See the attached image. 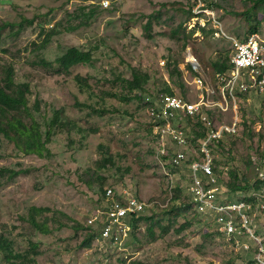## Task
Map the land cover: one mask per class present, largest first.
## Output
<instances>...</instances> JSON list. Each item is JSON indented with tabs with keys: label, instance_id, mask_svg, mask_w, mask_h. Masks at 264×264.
I'll list each match as a JSON object with an SVG mask.
<instances>
[{
	"label": "rangeland",
	"instance_id": "rangeland-1",
	"mask_svg": "<svg viewBox=\"0 0 264 264\" xmlns=\"http://www.w3.org/2000/svg\"><path fill=\"white\" fill-rule=\"evenodd\" d=\"M208 2L230 37L245 39L251 20L254 25L262 20L258 33L264 38V2ZM7 21L14 25L1 32L0 78L4 66L11 64L16 80L30 83L31 101L40 102V111L34 113L42 129L56 111L61 120L78 124L71 132L55 131L45 158L21 154L0 135V236L28 255L31 244L38 245L39 254L31 253L35 261L27 264H257L254 241L250 251L237 249L219 234L211 215L189 210V167L165 168L150 135L147 111L137 101L118 98L127 92L134 69L150 75L145 88L151 89L169 82L177 67L181 74L172 76V88L194 98L190 52L202 65L201 77L216 87L214 63L233 49L229 38L208 30L187 38L191 20L186 0H0V25ZM58 23L75 29L66 32L61 26L42 45L45 33ZM71 47L92 50V61L69 73L38 64L54 61ZM76 75L86 78L92 90H81ZM263 100L257 95L239 103V132L224 155L227 170L238 171L239 184L246 188L236 200L247 196L264 201V185L256 187L253 166L264 155ZM105 157L112 163L100 166ZM6 169L23 172L11 178ZM103 186L128 189L150 204L145 215L152 219L141 220L122 245L102 239L99 226L87 227L92 214L106 205ZM176 197L181 215L167 212ZM32 206L52 208L70 227L48 235L38 232L24 220ZM252 220V232L261 233L263 240L264 212L257 211ZM91 233L96 234L92 246L82 248Z\"/></svg>",
	"mask_w": 264,
	"mask_h": 264
},
{
	"label": "built area",
	"instance_id": "built-area-1",
	"mask_svg": "<svg viewBox=\"0 0 264 264\" xmlns=\"http://www.w3.org/2000/svg\"><path fill=\"white\" fill-rule=\"evenodd\" d=\"M186 1L192 10L190 29L211 24L215 29L214 35L233 42L235 52L231 69L216 79V87L201 77V63L190 52L193 59H188V62L192 70L200 74L193 78L195 97L177 93L146 97L145 102L149 104L147 115L157 139L158 157L163 161V166L168 163L176 169L193 159L189 166L188 193L196 212L211 215L217 231L233 242L237 249L250 251V242L254 241L257 245L255 261L264 264V239L257 237L251 229L252 216L257 211H264V201L257 206L243 200L221 204L222 189L213 169L215 155L212 150L213 145L225 140L228 135L236 136L239 131L240 92L254 93L264 99V38L258 32L243 40L230 37L206 0ZM198 34L202 35L201 31ZM229 115L232 116L230 121L226 120ZM195 116L200 117L208 132L199 148L190 154L185 151L190 139L185 122L187 118ZM171 143L177 151L165 163L162 157L169 155ZM261 178H264V170ZM170 189L172 191V187ZM104 199V210L93 213L88 225L99 226L102 239L116 246L122 245L134 231L133 220L144 213L150 204L128 189L116 192L114 188H108Z\"/></svg>",
	"mask_w": 264,
	"mask_h": 264
},
{
	"label": "trees",
	"instance_id": "trees-1",
	"mask_svg": "<svg viewBox=\"0 0 264 264\" xmlns=\"http://www.w3.org/2000/svg\"><path fill=\"white\" fill-rule=\"evenodd\" d=\"M207 3L208 0H206ZM258 2H264V0H258ZM174 3H164L165 6H172ZM209 5V4H208ZM186 9L187 14L191 20L192 18V10L189 2L186 1ZM263 21L258 20L254 25L251 20V28L250 33L258 32ZM82 24V23H81ZM13 22L7 21L0 25V37L1 32L7 27L13 26ZM62 26V23H58L52 27L47 33H45L46 37L43 39L42 45L49 42L51 36L61 32L59 31V27ZM78 27L80 25H77ZM63 31L69 32L75 29V27L68 25L61 27ZM208 28V29H206ZM207 30L214 34L215 29L212 26L207 27H194L191 29L190 34L187 35V38H191L195 33L201 31V33H207ZM249 36V35H248ZM243 40V39H242ZM235 52V49H229L225 53L220 54V57L216 59L214 63V77L217 79L218 77L227 74L232 67L231 59ZM93 51L92 50H80L76 47H71L66 50L61 56L56 58L52 62H47L45 60H40L39 65L45 68L53 69L60 73H69L70 69L76 65H85L92 61ZM190 65V64H189ZM191 66V65H190ZM202 66V65H201ZM192 70V67H191ZM203 70V68H202ZM194 76L200 75L197 72L192 70V74ZM181 74V71L178 69H173L171 72L172 76ZM133 78L126 81L127 84V92L118 96V98L125 102L137 101L142 105L143 111L146 112L149 104L145 102L146 97L149 96H159L161 93H175L174 89L170 84L171 78L169 77V82L166 81L164 86L155 87L148 89L145 88L146 84L150 81L151 77L148 73H142L138 70L134 69L132 73ZM75 83L81 90H92L91 84L88 83L87 79L76 75L74 77ZM183 86V85H182ZM187 95V92L185 93ZM32 91L30 88L29 82H20L15 78L14 68L11 64L4 66L3 76L0 78V135H2L8 142L12 143L14 148L18 150L23 155H36L39 158H45L50 156L51 151L48 146L51 136L55 133V131H73L78 129V124L75 121L69 120L65 118L61 120V112L56 111L50 122L45 123V129H42L41 123L36 119L34 112L40 111V102L36 99L33 102L31 101ZM253 96H257V94L250 92H240L238 94L239 102L242 103L244 100H248ZM117 97V95H116ZM33 103V105H32ZM264 103V100H263ZM79 106H83L81 103H78ZM116 111V110H115ZM199 116L189 117L186 120L185 128L188 131L190 136L189 144L186 148V152L190 154H194V151L197 150L202 143L204 137L207 134L206 125L199 119ZM45 122V121H44ZM150 122V121H149ZM183 123V124H185ZM247 127V124H245ZM250 131V130H249ZM239 132V131H238ZM150 135L151 138L157 140L154 133L153 128L150 126ZM238 135V133H237ZM236 135V136H237ZM236 136L228 135L225 140L215 144L212 146L213 153L215 155V161L213 165V169L217 177L219 178L222 194L220 197V203L226 204L235 201H246L248 203L256 204L258 203V199L247 198V196H243V198H239L236 200L235 196L238 197L239 193L245 192L246 188L239 184V174L238 171H229L227 170V159L224 158V155H228L230 148L229 146L233 144L235 145L234 138ZM228 142V143H227ZM231 142V143H230ZM169 155L162 157L164 162L168 160L176 151L177 148L173 146V144H169ZM264 160V155L261 154V159H254L253 166L254 171L257 176L256 187L259 188L264 185V178H261V173L264 170V166H262V161ZM193 159L191 158L185 165L190 166ZM112 163V159L109 157L103 158V162H101L100 166L105 167L108 163ZM161 163L163 161L161 160ZM166 163V162H165ZM165 168L175 169L170 164H165ZM9 172L10 177L18 175L23 171H15L11 169H6ZM246 180V178H244ZM223 181L230 188L231 192L227 190L226 185L223 184ZM108 188H113V186L102 187L101 192H103V197L107 192ZM115 190V187H114ZM175 190V189H174ZM174 190H172V194H174ZM118 192L117 190H115ZM177 191L179 192V187H177ZM228 195L226 198L224 194ZM173 200V204L167 211L169 214L181 215L182 206L178 205V199ZM189 210L192 209L196 212L194 205L192 204V200L189 196ZM258 205V204H257ZM256 206V205H255ZM26 217V220L29 224H31L38 232L48 235L52 234L56 231H59L63 228L70 227V225L62 220L57 211L53 210L50 207L45 206H32L29 208ZM147 211V210H146ZM145 211V212H146ZM145 212L136 216L133 220V227L136 230L139 226V223L143 219H152L151 216H146ZM263 213L264 211H259ZM48 213H52L50 216ZM46 215L42 220L38 218ZM65 216V214H62ZM214 221V220H213ZM82 226V225H81ZM93 225H87V227ZM72 228H79L78 226H72ZM217 229V226H216ZM98 234V233H97ZM220 234V233H219ZM223 236L222 234H220ZM260 238L261 233L256 232L255 234ZM96 234H90L88 237L84 238L81 247L82 248H90L93 244V240ZM38 245L35 243L31 244V253L34 255H38L39 252ZM257 252V248L255 253ZM29 251L27 252H17L14 248L12 241H10L5 236H0V264H27V261L33 262L35 261L33 255Z\"/></svg>",
	"mask_w": 264,
	"mask_h": 264
},
{
	"label": "bare ground",
	"instance_id": "bare-ground-1",
	"mask_svg": "<svg viewBox=\"0 0 264 264\" xmlns=\"http://www.w3.org/2000/svg\"><path fill=\"white\" fill-rule=\"evenodd\" d=\"M190 59H193L192 55L190 56Z\"/></svg>",
	"mask_w": 264,
	"mask_h": 264
}]
</instances>
